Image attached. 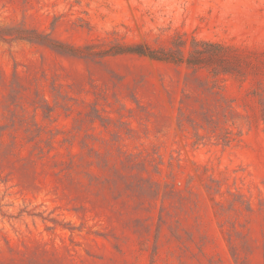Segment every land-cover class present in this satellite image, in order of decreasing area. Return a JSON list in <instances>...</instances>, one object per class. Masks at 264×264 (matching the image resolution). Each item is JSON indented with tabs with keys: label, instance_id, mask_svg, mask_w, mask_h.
Returning a JSON list of instances; mask_svg holds the SVG:
<instances>
[{
	"label": "rangeland",
	"instance_id": "rangeland-1",
	"mask_svg": "<svg viewBox=\"0 0 264 264\" xmlns=\"http://www.w3.org/2000/svg\"><path fill=\"white\" fill-rule=\"evenodd\" d=\"M0 264H264V0H0Z\"/></svg>",
	"mask_w": 264,
	"mask_h": 264
},
{
	"label": "trees",
	"instance_id": "trees-1",
	"mask_svg": "<svg viewBox=\"0 0 264 264\" xmlns=\"http://www.w3.org/2000/svg\"><path fill=\"white\" fill-rule=\"evenodd\" d=\"M131 52H135V53H139V54H145V51L142 50L141 48L132 49ZM147 54L152 57L151 53L148 52Z\"/></svg>",
	"mask_w": 264,
	"mask_h": 264
}]
</instances>
